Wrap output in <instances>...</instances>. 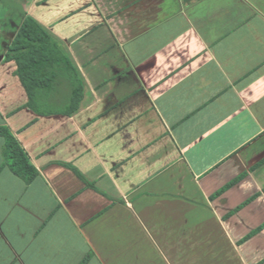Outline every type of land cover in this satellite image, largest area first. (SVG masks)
<instances>
[{
    "label": "crops",
    "instance_id": "crops-1",
    "mask_svg": "<svg viewBox=\"0 0 264 264\" xmlns=\"http://www.w3.org/2000/svg\"><path fill=\"white\" fill-rule=\"evenodd\" d=\"M27 17L73 63L71 116L67 83L36 113L5 62ZM1 126L39 175L16 176L0 137V264L205 263L218 230L264 264V0H1Z\"/></svg>",
    "mask_w": 264,
    "mask_h": 264
},
{
    "label": "trees",
    "instance_id": "trees-1",
    "mask_svg": "<svg viewBox=\"0 0 264 264\" xmlns=\"http://www.w3.org/2000/svg\"><path fill=\"white\" fill-rule=\"evenodd\" d=\"M5 62L16 63V75L29 97L28 108L41 113V109L48 111L52 105L57 104L58 108H63L59 112L65 116H71L79 110L83 86L73 63L61 45L33 18L27 17L24 20ZM62 84H66L70 90L72 97L68 102L53 104L43 100L47 95L56 93ZM0 137L5 141L6 165L26 184H31L39 172L28 154L8 127H0Z\"/></svg>",
    "mask_w": 264,
    "mask_h": 264
},
{
    "label": "rangeland",
    "instance_id": "rangeland-1",
    "mask_svg": "<svg viewBox=\"0 0 264 264\" xmlns=\"http://www.w3.org/2000/svg\"><path fill=\"white\" fill-rule=\"evenodd\" d=\"M131 231L134 232L135 236L139 239H141V241H143V243H145L146 245H149L148 243L150 242V237H153V234L150 230L146 231L143 228H141L140 226H137L133 229H131ZM162 232L160 231V234ZM180 233H183V231H180ZM161 237V235H160ZM163 237V235H162ZM184 237V235H180V239H182ZM146 241L148 243H146ZM209 241V240H208ZM175 245H174V249H175V253L177 252H181L184 254L190 253L194 254V252H197L198 250H203L200 244H179V242L177 241V235L174 239ZM218 245L217 246H211V245H207L206 247V257L207 260L204 263V256L198 255L199 253H197L196 256L192 255V259L190 262H185L183 264H245L244 261H242L241 258H239V260L236 257V252H235V247L231 246L230 244H228L226 241H224V239L222 238V236H220L219 230H218V240H217ZM166 248V247H165ZM173 248V247H170ZM151 249V248H150ZM184 249V251H183ZM145 250V248H144ZM167 250V249H166ZM217 250V254H218V260L214 261L215 258L211 257L212 253H215V251ZM201 260V261H200ZM161 264V263H160Z\"/></svg>",
    "mask_w": 264,
    "mask_h": 264
}]
</instances>
